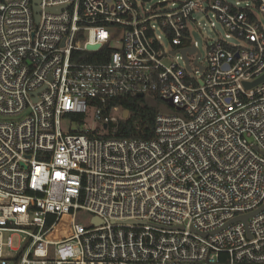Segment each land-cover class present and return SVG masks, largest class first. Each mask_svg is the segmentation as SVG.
<instances>
[{"label": "built area", "instance_id": "obj_1", "mask_svg": "<svg viewBox=\"0 0 264 264\" xmlns=\"http://www.w3.org/2000/svg\"><path fill=\"white\" fill-rule=\"evenodd\" d=\"M40 9L0 2V264H264V81L246 86L264 76V0ZM119 38L108 63L73 61ZM140 94L154 136L118 138L110 102Z\"/></svg>", "mask_w": 264, "mask_h": 264}, {"label": "trees", "instance_id": "obj_2", "mask_svg": "<svg viewBox=\"0 0 264 264\" xmlns=\"http://www.w3.org/2000/svg\"><path fill=\"white\" fill-rule=\"evenodd\" d=\"M116 50L113 44L109 43L104 45L98 52H75L73 54V61L81 63H108L112 53ZM110 105L119 106L130 114L120 124V128L116 130L118 138L151 139L154 136L158 108L155 103L151 102L148 96H121L113 99ZM75 118L77 119L78 117ZM81 118L83 119V117Z\"/></svg>", "mask_w": 264, "mask_h": 264}, {"label": "rangeland", "instance_id": "obj_3", "mask_svg": "<svg viewBox=\"0 0 264 264\" xmlns=\"http://www.w3.org/2000/svg\"><path fill=\"white\" fill-rule=\"evenodd\" d=\"M200 22H201L200 25L202 30L199 29L194 30L191 35V40L193 42L198 43L201 53L203 54V56H205L207 44L215 41L218 35L216 30H214L213 28H211L210 25L207 24V20L201 19ZM205 24L207 26H205ZM217 31H219V33L222 36L225 35L224 30L220 26H218ZM112 44L116 49L122 48V42L120 41V38L114 41ZM129 115H130L129 113H126L124 118L127 119ZM113 117L115 118V121L112 124H110L109 128L118 130V128H120V124L123 122L124 119L120 118L119 112H115L113 114ZM86 123H87L86 128H91L94 130L96 129L97 125L93 121L92 112L89 114ZM63 124L65 129L71 127L72 129L77 130L83 127V125L80 122H76V121H64Z\"/></svg>", "mask_w": 264, "mask_h": 264}, {"label": "water", "instance_id": "obj_4", "mask_svg": "<svg viewBox=\"0 0 264 264\" xmlns=\"http://www.w3.org/2000/svg\"><path fill=\"white\" fill-rule=\"evenodd\" d=\"M40 3H41V0H33V10H34V14H35L36 24H39V22H40V13H41ZM52 11H55V10H52ZM99 48H100L99 45H96V46L90 45V46H88V50H91V51L98 50ZM194 51H195V49L193 48V49H190V50H184L182 53L186 57V53L187 52L192 53ZM186 61H187V58H186ZM188 69H190L189 64H188ZM263 81H264V76L262 78H260L259 80H257L255 83L246 84V86L248 88H251L253 86H256V85L262 83ZM139 97H144V96H143V94H140ZM160 111L161 112H166V113L169 112L168 110L164 109L163 107L160 109ZM126 113H128V112L126 111ZM262 211H264V206L261 209H259L258 211L254 212L252 215L258 214V213H260ZM249 217L250 216H246V217H243V218H240V219H236L233 222H235V221H244L245 223H247V220H248ZM95 222L100 225V221L98 219H95Z\"/></svg>", "mask_w": 264, "mask_h": 264}]
</instances>
